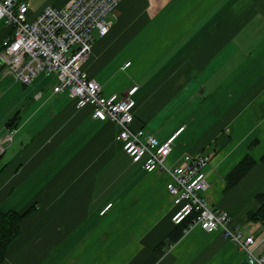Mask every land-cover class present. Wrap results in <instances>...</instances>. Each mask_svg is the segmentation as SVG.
Wrapping results in <instances>:
<instances>
[{"label": "crops", "instance_id": "crops-1", "mask_svg": "<svg viewBox=\"0 0 264 264\" xmlns=\"http://www.w3.org/2000/svg\"><path fill=\"white\" fill-rule=\"evenodd\" d=\"M18 1L30 4L33 20L73 0ZM109 20L106 36L93 32L88 77L104 95L135 103L134 130L165 141L183 128L170 167L214 145L208 199L247 234L263 232L249 214L264 195V0H122ZM12 32L0 23V50ZM51 79L25 86L0 73V140L12 135L0 157L1 209L36 205L3 264H246L221 233L199 226L159 256L180 210L169 177L132 164L118 127L55 94ZM248 156L256 166L228 188Z\"/></svg>", "mask_w": 264, "mask_h": 264}, {"label": "built area", "instance_id": "built-area-1", "mask_svg": "<svg viewBox=\"0 0 264 264\" xmlns=\"http://www.w3.org/2000/svg\"><path fill=\"white\" fill-rule=\"evenodd\" d=\"M121 1L73 0L62 9L46 7L31 20L27 1L0 0V23L13 30L0 50L3 72L25 86L34 84L42 74L54 78L55 94H67L78 110L91 107L95 120L118 127L117 141L132 164L146 173L169 177L166 189L174 205L180 207L172 219L174 225L192 218L189 229L199 226L209 233L219 232L244 254L246 264H264V230L258 235L247 234L234 225L228 213L216 209L206 195L211 157L186 155L179 165L170 167L167 160L183 128L165 141L143 129L134 130L135 103L117 94L104 95L102 85L86 74L84 67L95 43L93 32L100 37L110 32L113 22L109 17ZM130 65L127 63L123 69ZM11 141L12 135L0 140V157ZM112 206L108 204L100 215H106Z\"/></svg>", "mask_w": 264, "mask_h": 264}, {"label": "trees", "instance_id": "trees-1", "mask_svg": "<svg viewBox=\"0 0 264 264\" xmlns=\"http://www.w3.org/2000/svg\"><path fill=\"white\" fill-rule=\"evenodd\" d=\"M264 164V156L261 159ZM256 162L251 157H246L228 176V188H232L237 185L255 166ZM2 168H0V174ZM261 207L256 213L249 214V220L261 221L264 225V195L257 197ZM36 211V206H32L23 213L8 211L4 212L1 209L0 204V264L5 262L7 252L11 244L20 236L21 222L30 217ZM192 218L187 219L181 225L176 226L174 231L170 234L169 239L162 243L156 250L159 256L164 255V250L171 244H176L185 234L186 230L189 229Z\"/></svg>", "mask_w": 264, "mask_h": 264}, {"label": "water", "instance_id": "water-1", "mask_svg": "<svg viewBox=\"0 0 264 264\" xmlns=\"http://www.w3.org/2000/svg\"><path fill=\"white\" fill-rule=\"evenodd\" d=\"M4 69H5V65H1L0 73H2ZM213 148H214V145H212V148H210L203 156L204 157L210 156L211 152L213 151Z\"/></svg>", "mask_w": 264, "mask_h": 264}, {"label": "rangeland", "instance_id": "rangeland-1", "mask_svg": "<svg viewBox=\"0 0 264 264\" xmlns=\"http://www.w3.org/2000/svg\"><path fill=\"white\" fill-rule=\"evenodd\" d=\"M43 76H44V74H42L38 79H39V80L42 79ZM38 79H37V80H38ZM36 82H37V81H36ZM50 82L53 83V82H54V79H51ZM36 180L40 181V179H39L38 177H36L35 181H36ZM40 183H42V182H39L38 185H39ZM36 187H38V186L36 185ZM37 190H38V189H37ZM35 194H36V193H30V197H32V196L35 195ZM170 197H171V196H170ZM171 199H172V198H171ZM34 206H36V205H34Z\"/></svg>", "mask_w": 264, "mask_h": 264}]
</instances>
